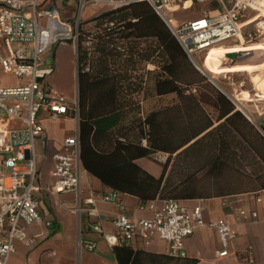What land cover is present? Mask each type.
I'll return each mask as SVG.
<instances>
[{
	"label": "built area",
	"instance_id": "2783aa9c",
	"mask_svg": "<svg viewBox=\"0 0 264 264\" xmlns=\"http://www.w3.org/2000/svg\"><path fill=\"white\" fill-rule=\"evenodd\" d=\"M75 1L77 18L65 21L56 8H42L40 0H0V264H8L10 257L16 253V244L27 250L35 246L39 235H28L27 228L52 227V222L41 215L39 197L52 198L59 194L75 196L78 204L75 212L78 218L85 216L86 219L85 223L79 220L80 235L83 227L103 235V224L109 222L120 246L139 249L153 241H161L166 244L169 256L183 257L186 240L198 230L207 228L213 230L218 238L220 250L215 253L216 258H227L232 254L235 237L232 224L227 219L206 222L204 217L208 206L205 200L148 202L142 204L141 209L148 210L150 216L139 219L127 214L121 193L113 190L99 196L98 200L116 207L114 217L97 212L93 195L84 200L85 207H80L82 165L78 99L76 94L67 98L51 87L49 79L55 71L53 53L58 46L70 42L75 58L81 46L87 59H90L95 52V44L91 35L82 38L83 12L88 8L115 10L130 2ZM187 1L191 3L188 9L185 8ZM211 1L132 0L150 6L200 72L205 54L214 45L254 43L264 50V0H216L221 10L219 14L210 16L204 9L198 18L191 21L181 20L176 15L197 3L208 4ZM88 68L87 65L85 71ZM257 102L261 103L259 117L264 119V100ZM41 114L51 121L73 117L77 124L73 134L65 138L59 151L53 154L46 185L41 183L40 159L36 149L38 142L44 139ZM250 197L255 205H259L264 202V190L250 193ZM236 216L241 222L249 224H257L260 219L255 206L249 210L236 209ZM78 245L88 252L96 249L93 241L83 242L80 239ZM242 258L249 264L254 263L252 244L245 247Z\"/></svg>",
	"mask_w": 264,
	"mask_h": 264
},
{
	"label": "trees",
	"instance_id": "16d2710c",
	"mask_svg": "<svg viewBox=\"0 0 264 264\" xmlns=\"http://www.w3.org/2000/svg\"><path fill=\"white\" fill-rule=\"evenodd\" d=\"M83 24H95L100 31L93 38L97 56L87 59L79 46L76 58L80 160L87 173L103 186L133 196L141 204L165 200L163 195L170 189L166 179L169 159L158 177L135 161L157 152L171 156L195 140L190 149L203 134L208 138L210 133L225 129L214 139L216 152L212 158L197 169L194 177L178 181L168 192V199L207 200L257 191H236L237 179L227 177L239 171L227 164L224 139L236 134L247 141L244 129L253 137L258 133L222 93L214 91L213 102L198 94L195 87L203 82L198 70L147 3L130 2L82 22V28ZM85 33L83 30L82 38L89 35ZM140 63L156 66L153 96L175 95L174 104L143 113L145 74L139 75L136 70ZM205 105L217 112V126ZM252 152L264 164V151L252 146ZM199 173L203 175L196 177ZM199 184L209 185L210 195L205 199L194 192ZM261 187L264 190V184ZM113 253L117 264H197L195 259L156 255L128 246H115Z\"/></svg>",
	"mask_w": 264,
	"mask_h": 264
},
{
	"label": "crops",
	"instance_id": "0c3cea01",
	"mask_svg": "<svg viewBox=\"0 0 264 264\" xmlns=\"http://www.w3.org/2000/svg\"><path fill=\"white\" fill-rule=\"evenodd\" d=\"M22 1L29 2L32 0ZM120 1L132 2V0ZM40 3L44 9L56 8L61 19L65 21H73L77 18L78 10L75 0H40ZM190 6L191 3L187 1L185 8L188 9ZM194 6L195 5H193L192 8ZM205 9L208 10L209 14V9L207 7ZM201 11L194 14L191 20L198 18L201 15ZM102 12V10L97 8H88L83 12L81 21L87 22ZM68 46L71 45L62 44L58 46L53 53L55 71L49 79V82L53 90L70 98V95L67 92V83L62 85V87H59L56 76L58 72H60L58 65V60L60 58V56H58L59 52L61 50L66 51ZM243 46L257 48L256 46L260 45L247 44ZM224 49L226 48L223 47L222 49H216L206 57L203 66L201 67L204 72L211 74L209 69H212L207 67L208 65L210 66V64L212 68L215 64L217 67L220 66V69L215 68V70L217 69L216 71L221 72V67L225 66L224 64L222 66L220 63L221 60L217 58L227 54L224 52ZM70 51V62L72 63L73 68V82L76 83V58L72 46ZM259 66L264 68V61L260 65H252L251 67ZM251 84H255L254 79L252 78ZM239 85L241 86L243 83H240ZM232 95L231 98L232 100L234 99L233 101L235 103L236 101L238 103L242 102L241 98H237L236 94ZM238 110L240 109L238 108ZM243 113L250 121H254V117L250 113ZM40 119L44 128V139L38 142L36 149L40 159L39 171L41 183L46 185L49 182V173L53 164V154L59 151L63 140L73 134L74 128L77 124L71 118H61L58 121H51L43 114H41ZM55 122H58V135L56 134L54 127ZM150 159L151 158L149 157L141 158L136 160L135 163L152 176L158 177L161 174L162 168L160 166H154V163ZM80 190V207H85L83 206L84 200L93 195L96 199L95 208L99 214L109 218H112L117 214V209L114 205L103 203L98 200L99 196L110 192L111 189L103 186L98 179L91 176L83 168L80 173ZM250 193H255V191L230 196L214 197L205 200V203L208 206V210L204 217L206 222L227 219L232 224L235 237L233 240L232 254L230 256L221 259L216 258L215 253L220 250L217 235L213 230L203 228L186 240L183 257L195 259L197 260V264H249L243 260L242 256L245 247L252 244L255 255V261L253 264H264V202L255 205L250 197ZM121 199L126 206L128 211L127 214L130 217L139 219L150 216L148 210L144 211L141 209L142 204L137 198L121 194ZM39 200L41 215L45 220L52 222V227L44 228L43 226H31L27 228L26 233L28 235H39L35 246L31 250H27L23 248L21 244H16V253L10 257L8 264H117L113 248L120 245L117 244L114 238L111 223L108 222L103 224V235L89 232L85 227H83V232L80 235L78 230L79 220L81 219V221L85 223L86 219L85 216L78 218V215L75 212V208L78 204L73 194H59L52 198L42 195L39 197ZM158 201L159 200L155 201L156 204H158ZM254 206L258 210L260 217L257 224L244 223L237 219L236 209L249 210ZM80 239L83 242H95V251L88 252L81 249L78 245ZM131 248L133 250H138V248L134 246ZM139 250L156 255H168L167 246L161 241H153L148 245L142 246L141 248L139 247ZM49 259H51L50 263L48 262Z\"/></svg>",
	"mask_w": 264,
	"mask_h": 264
},
{
	"label": "rangeland",
	"instance_id": "374dc122",
	"mask_svg": "<svg viewBox=\"0 0 264 264\" xmlns=\"http://www.w3.org/2000/svg\"><path fill=\"white\" fill-rule=\"evenodd\" d=\"M206 7L209 9V14L211 16L217 15L221 11L217 1L212 0L209 4L197 3L193 8L186 11H179L176 15L181 20L191 21V18L194 14H197ZM100 10L105 12L108 11V8L104 7ZM83 30L84 32H87L85 34L89 33V35H91L93 38H95L100 32L99 28H97L95 24H83ZM152 41L154 40H149L148 43ZM221 46H227L229 49H232L234 47L238 49L235 54H225L217 58L221 60L220 63L222 66L224 64L225 67L230 68L221 67V72H219L216 70L220 69V66L217 67V65L215 64V66L213 65L214 67L212 68L211 64L210 66L208 65L207 67L211 68L215 73L209 74L204 71H198L203 82L198 84L195 89L201 97L209 98L212 102L213 97L211 96V94L214 91L222 93L224 96H226V98L229 99L235 110H237L236 103L230 96L232 94H236L237 98H241L242 102H240L239 104L242 105V111L250 113L254 117V121H250L245 117L244 114L240 112L244 116L245 120L250 125H252V127H254V129L258 133L257 137L251 136L250 133H248V130L244 129L243 132L244 135L247 136V141L241 139L236 134H233V136L226 135L224 139V145L226 146L225 155L228 156L227 164L229 165V168L239 171V174L230 172L227 175V177L229 178L237 179L236 184L239 183V185L237 186L239 187V189H237L236 191H258L262 189L261 186L264 184V164L260 159L254 156L252 152V146H255L261 151H264V131L262 130L264 129V119L259 117L258 113L260 112L261 103L257 102L264 99V92L257 88V84H251V78H256L255 75L247 73L239 74L238 70L255 69L264 75L263 67H251L252 65H260L263 63L264 50L261 48V46H256L257 48H255L254 50L245 53L242 52V50L244 48H252V46H243L241 44H222ZM70 48L71 46H68V49L66 51L61 50L59 52L58 56H60V58L58 60V65L60 72H58V74L56 75L59 87H62V85H65L67 83V92L70 95L69 97H71L73 94L77 95L76 83L73 82L72 63L70 62ZM96 56L97 55L94 52L92 58H95ZM231 56H235L236 59L233 60ZM201 64L203 65V63ZM215 68L217 69L215 70ZM75 69L77 71V67H75ZM136 70L138 71L137 74L139 75L145 74L144 80L146 93L144 96V100L141 103L142 111L144 114L174 104V102L176 101L175 95H168L164 97L153 96L154 74L152 75V73L156 70V66L154 64L140 63L136 65ZM11 82L16 83V81L14 80H11ZM240 83H243V85H241V88L239 87ZM204 108L209 117L214 121V125L217 126L215 122L217 112L209 105H205ZM71 119L74 118L72 117ZM54 127L56 130V134L58 135V122L54 123ZM223 131H225V129H221L215 133H210L208 138H204L203 134L198 138V143L193 145L190 149H188L189 146H191L189 144L185 148L181 149L171 156L166 153L157 152L149 157L151 158L150 160L154 163H152L154 166H160L161 168L166 165V162L169 159V163L167 164L166 179L168 187L170 189H168L164 193L163 197L168 199L171 195L168 192L173 186L177 184L178 181H182L185 177H194L193 175L196 174L195 172L197 171V169H199L201 166H204L205 163L212 158L211 156L216 152L214 147V139H216L217 134H221ZM202 175L203 173H199L196 177H201ZM196 188L197 190L194 192L199 195L198 198L205 199L210 195L208 184H202ZM48 262L50 263L51 259H49Z\"/></svg>",
	"mask_w": 264,
	"mask_h": 264
},
{
	"label": "bare ground",
	"instance_id": "6f19581e",
	"mask_svg": "<svg viewBox=\"0 0 264 264\" xmlns=\"http://www.w3.org/2000/svg\"><path fill=\"white\" fill-rule=\"evenodd\" d=\"M254 44V43H253ZM241 45H245L243 42H241ZM220 46V47H219ZM218 47V48H217ZM223 47H227V46H221V44H219V45H214V46H212L209 50H208V52L205 54V56H204V58H203V60H202V63L205 61V59H206V57L211 53V52H213L214 51V49L215 48H217V49H222ZM233 47V46H232ZM229 48L227 47L226 49H224V52L225 53H227V54H235L236 53V51H238V49L237 48H232V49H229ZM255 48H244L243 50H242V52H245V53H248V52H250L251 50H254ZM216 50V49H215ZM203 65L201 64V67H202ZM206 66H207V64H206ZM199 68V70H201L202 72H203V70H202V68ZM249 70V71H248ZM209 72L211 73V74H213V73H215L214 71H212V70H210L209 69ZM238 72H239V74L240 73H247V74H253V75H255L256 76V78H254V83L255 84H257V88L258 89H260L261 91H263L264 92V75L261 73V72H259V71H257V70H255V69H247V70H243V69H239L238 70ZM263 75V76H262ZM256 81V82H255ZM234 100V99H233ZM264 100V99H263ZM236 104H237V106H238V108L240 109V110H242V105H240L237 101H236Z\"/></svg>",
	"mask_w": 264,
	"mask_h": 264
},
{
	"label": "water",
	"instance_id": "95a60500",
	"mask_svg": "<svg viewBox=\"0 0 264 264\" xmlns=\"http://www.w3.org/2000/svg\"><path fill=\"white\" fill-rule=\"evenodd\" d=\"M67 45H71V43L70 42H67L66 43ZM231 58L233 59V60H235L236 58H235V56H231ZM263 131H264V129H262Z\"/></svg>",
	"mask_w": 264,
	"mask_h": 264
}]
</instances>
